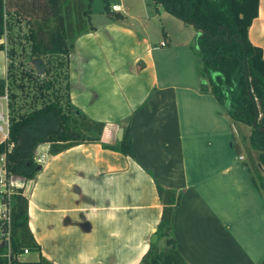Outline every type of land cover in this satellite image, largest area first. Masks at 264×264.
<instances>
[{
  "label": "crops",
  "instance_id": "0c3cea01",
  "mask_svg": "<svg viewBox=\"0 0 264 264\" xmlns=\"http://www.w3.org/2000/svg\"><path fill=\"white\" fill-rule=\"evenodd\" d=\"M116 3L125 21L131 14ZM258 6L248 38L264 57V0ZM154 9L161 20H173L163 7ZM177 20L182 31L165 23L163 38L148 39L145 24L124 22L125 28L93 25L73 41L63 76L68 102L105 128L100 142L49 154L34 178L11 175L14 186L24 187L29 229L39 245L24 253H35L31 259L20 258L139 264L162 212L159 183L178 192L172 226L185 262L263 263L264 194L251 181L231 117L210 91L200 90L199 69L193 73L197 62L186 50L194 47L197 30ZM108 31L123 36L113 41ZM98 34L108 41L95 43ZM6 44L4 35L0 79L9 93ZM126 126L133 156L109 146Z\"/></svg>",
  "mask_w": 264,
  "mask_h": 264
},
{
  "label": "trees",
  "instance_id": "16d2710c",
  "mask_svg": "<svg viewBox=\"0 0 264 264\" xmlns=\"http://www.w3.org/2000/svg\"><path fill=\"white\" fill-rule=\"evenodd\" d=\"M91 2L0 0V38L5 32L7 34L11 18L24 21L28 30L29 58L43 60L46 66L44 76L50 74V67L45 63L54 61V67L63 70V76L67 78L73 41L80 34L94 30ZM151 3L155 8L163 7L197 30L196 44L202 62L200 90L210 91L225 107L237 132L250 127V134L241 138L242 150L247 155L245 165L253 185L264 194V57L262 49L248 38L251 22L258 16L259 0H151ZM103 8L111 17H123L109 10L108 3ZM68 85L65 83L64 87ZM53 87L49 79L40 84L41 91ZM6 89L5 81L0 79V96ZM55 96L26 114L10 116L9 137L0 142V155L4 154L6 158V181L11 174L24 176L26 180L36 176L41 167L35 161L34 151L40 143L48 142L50 154H56L83 142L101 141L105 128L103 121L90 119L71 105L66 93L64 104L61 96ZM121 137L109 146L133 156L129 126L123 129ZM235 149L239 152L238 143ZM156 190L162 204L155 233L157 240L150 244L139 264H188L173 236L178 192L159 183H156ZM0 195L1 204L6 205L10 213L9 222L0 218V264H7L4 256L8 251L4 241L6 232L10 233L12 264H53L41 256L31 261L20 258L26 249L39 247L29 229L28 198L24 187L11 186L10 193L4 189Z\"/></svg>",
  "mask_w": 264,
  "mask_h": 264
},
{
  "label": "rangeland",
  "instance_id": "374dc122",
  "mask_svg": "<svg viewBox=\"0 0 264 264\" xmlns=\"http://www.w3.org/2000/svg\"><path fill=\"white\" fill-rule=\"evenodd\" d=\"M120 1L124 5V7H126V10L130 12L129 14H131V16L130 17L128 16V18L125 21L109 16L103 8V5L105 3H108L110 5L112 3L120 2ZM164 10L165 9H162L161 13L165 12ZM91 11H92L91 23L96 28H98L97 30H101L104 26L110 23L118 24L120 28L126 27L124 25V22H126L127 24H133L134 26H141V27L143 24H145V26L147 27V29L145 30V36L148 39L163 38L162 28H164L163 25L165 23L167 26L175 29V32L177 31V33H179V31H182L180 29L178 30L180 26H178L176 23H180V22L179 20H177L176 17L170 16L172 17L171 19L173 20L164 21L159 18V15L155 16V14H159V12H157L154 9L153 4H151V0H92ZM112 18L114 20H111ZM10 20H9V27L6 30L7 34H5V37L7 39V44H6L7 47L14 49L13 50L14 52H10L11 60L9 63V67L12 74V79L11 82L8 84L9 87L8 113L10 114V116L15 114H26L29 110L43 105L45 101L55 98L56 97L55 95H58L59 98L61 96V102H63L64 104L65 103L64 94L66 92L64 90L65 87L63 81L64 79L63 70H61L60 68L56 69V67H54L55 65H53L54 61H52V63L48 61L45 64H47L50 67V74L45 76L44 74L37 75L35 67H33L32 60L29 58V49H28L29 39L27 37L28 35L27 25L25 24L24 21L21 22L15 21L14 18H11ZM107 36L113 39V41H115L116 39L121 38L123 34L118 31L116 32L113 31L111 36L108 31ZM99 41H108V40H106L104 36L98 34L97 42L95 43H99ZM92 42H94V40H92ZM193 44L194 47L189 48L186 51L188 54L190 53L192 58H195L197 65L194 68L196 72L193 73L198 74L197 71L199 69L200 72L202 68V62H200V54L196 44V38ZM121 50H124L123 46L121 47ZM47 79L51 80L52 84H54V87L49 90L42 89L41 91L40 84ZM12 94H14L15 97L12 96ZM0 102L3 105V111L6 113L5 101L0 99ZM221 106L225 109V107L222 104ZM249 132H250V127H246L245 129L242 130V132H239V130L237 132L236 130V134L238 135L237 141L240 145H242V140H241L242 135H248L250 134ZM1 141L3 140H2V134L0 133V142ZM41 147H42L41 143L36 146L34 155L37 150L41 149ZM244 156L246 157V153H244ZM34 255L35 253H31L29 255L24 254L23 257L31 259V257H33Z\"/></svg>",
  "mask_w": 264,
  "mask_h": 264
},
{
  "label": "built area",
  "instance_id": "2783aa9c",
  "mask_svg": "<svg viewBox=\"0 0 264 264\" xmlns=\"http://www.w3.org/2000/svg\"><path fill=\"white\" fill-rule=\"evenodd\" d=\"M120 8H121V5L119 3H116L115 4H112L110 6V10H112L113 12H116V11H120ZM6 34V32H5ZM162 44H164L162 42ZM0 99L1 100H4L5 101V104H6V113L3 111V105L1 104L0 102V133L2 134V140L4 139H7L9 137V131H10V114L8 113L9 112V93L7 91V89L5 90V93L3 95L0 96ZM8 103V104H7ZM42 147L41 149L37 150L34 157H35V161L36 163H38V165H43L47 162L48 158H49V154H50V144L48 142L46 143H42L41 144ZM5 162H6V158H5V155L4 154H1L0 155V185H1V190H4L7 191L8 193H10V188L11 186H14L13 185V181L11 180L12 179V176L10 177V179L8 181H6V176H5V168H4V165H5ZM1 216L0 218H3L5 219L7 222H9V219H10V213H9V210H8V207L4 204H1ZM4 241H6V244H7V253L4 255L7 257V264H12V259H11V254H10V249H9V243H10V233L9 232H6V234L4 235ZM29 250L26 249L25 250V253H28Z\"/></svg>",
  "mask_w": 264,
  "mask_h": 264
},
{
  "label": "water",
  "instance_id": "95a60500",
  "mask_svg": "<svg viewBox=\"0 0 264 264\" xmlns=\"http://www.w3.org/2000/svg\"><path fill=\"white\" fill-rule=\"evenodd\" d=\"M32 64H33V67H35L36 73L38 75H43L45 73L46 66L43 64L42 59H34V60H32ZM121 135H122V129H119V136L118 137L122 138ZM156 240H157V235L154 234L150 239V243H154V242H156Z\"/></svg>",
  "mask_w": 264,
  "mask_h": 264
}]
</instances>
